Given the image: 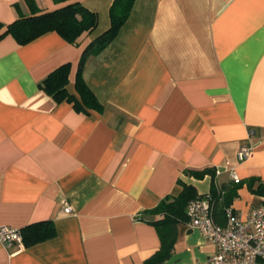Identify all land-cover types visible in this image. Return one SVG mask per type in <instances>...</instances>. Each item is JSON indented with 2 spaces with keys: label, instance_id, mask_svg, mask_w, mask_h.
<instances>
[{
  "label": "crops",
  "instance_id": "0c3cea01",
  "mask_svg": "<svg viewBox=\"0 0 264 264\" xmlns=\"http://www.w3.org/2000/svg\"><path fill=\"white\" fill-rule=\"evenodd\" d=\"M33 1L39 12L78 1L98 22L74 44L55 31L0 39V226L51 220L55 231L18 250L0 242V264H142L160 246L159 216L145 211L178 195L179 180L210 192V175L185 170L264 180V0H135L83 68L101 112L56 102L39 83L69 63L78 97L81 53L109 27L113 0ZM29 14L25 0H0V23ZM243 143L252 149L239 161ZM238 195L231 207L246 218L260 198L245 185ZM214 250L182 222L160 264H201Z\"/></svg>",
  "mask_w": 264,
  "mask_h": 264
},
{
  "label": "trees",
  "instance_id": "16d2710c",
  "mask_svg": "<svg viewBox=\"0 0 264 264\" xmlns=\"http://www.w3.org/2000/svg\"><path fill=\"white\" fill-rule=\"evenodd\" d=\"M30 8L29 15H20L8 24L0 23V39L9 35L18 44H26L36 37L49 32H57L69 43H76L84 33L91 32L97 25L98 16L96 12L86 8L78 1L67 3L51 11H41L36 7L33 0H25ZM66 1V0H57ZM135 0H113L109 7V27L89 42L83 49L75 76L76 97L70 94L66 85L70 64L64 63L51 71L40 83L39 87L50 95L56 102L69 101L79 111L89 109L101 112L103 105L98 101L92 90L85 83L82 72L89 57L99 54L117 36L120 28L128 19ZM185 174L195 178H203L210 175L211 186L207 194H198L195 188L179 180L182 190L176 196H166L153 208L145 212L159 216L153 221L160 239L159 248L146 258L142 264H160L167 260L173 250L177 239L178 224L187 222L188 204L201 197H209L212 205L214 220L225 223V209L231 207L232 202L238 195V189L246 186L254 195L260 198L259 205L264 206V180L258 176H250L239 181L230 180L226 183L215 182V172L211 168L201 171L185 170ZM232 208V207H231ZM25 245H31L54 236V226L51 220L31 223L20 228Z\"/></svg>",
  "mask_w": 264,
  "mask_h": 264
},
{
  "label": "built area",
  "instance_id": "2783aa9c",
  "mask_svg": "<svg viewBox=\"0 0 264 264\" xmlns=\"http://www.w3.org/2000/svg\"><path fill=\"white\" fill-rule=\"evenodd\" d=\"M251 149L248 143L240 145L238 160H245ZM228 172L231 180L239 181L234 168ZM70 210V206L64 207L66 213ZM186 213L188 226L198 230L215 247L201 264H264V206H253L246 218L228 207L225 209V223L219 224L213 218L212 205L206 196L192 200ZM0 242L6 248L21 249L24 242L20 228L1 225Z\"/></svg>",
  "mask_w": 264,
  "mask_h": 264
}]
</instances>
